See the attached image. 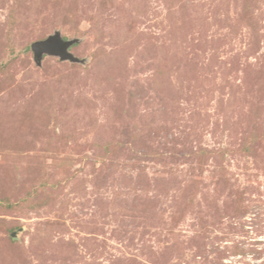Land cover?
Listing matches in <instances>:
<instances>
[{
    "label": "rangeland",
    "instance_id": "obj_1",
    "mask_svg": "<svg viewBox=\"0 0 264 264\" xmlns=\"http://www.w3.org/2000/svg\"><path fill=\"white\" fill-rule=\"evenodd\" d=\"M0 264H264V0H0Z\"/></svg>",
    "mask_w": 264,
    "mask_h": 264
},
{
    "label": "water",
    "instance_id": "obj_2",
    "mask_svg": "<svg viewBox=\"0 0 264 264\" xmlns=\"http://www.w3.org/2000/svg\"><path fill=\"white\" fill-rule=\"evenodd\" d=\"M75 40H65L60 33H56L32 45L36 62L41 65L45 55L56 56L61 60L79 61L70 51Z\"/></svg>",
    "mask_w": 264,
    "mask_h": 264
}]
</instances>
